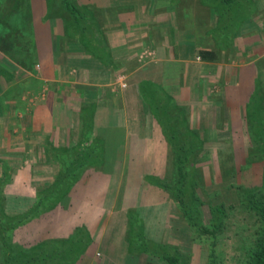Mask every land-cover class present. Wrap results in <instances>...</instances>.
I'll return each instance as SVG.
<instances>
[{
    "label": "crops",
    "instance_id": "0c3cea01",
    "mask_svg": "<svg viewBox=\"0 0 264 264\" xmlns=\"http://www.w3.org/2000/svg\"><path fill=\"white\" fill-rule=\"evenodd\" d=\"M0 1L7 10L8 0ZM76 1L88 11L91 31L80 25L72 34L62 16L45 11L46 0L42 11L38 0L30 1V65L9 57L16 49L4 51L23 38L18 23L14 20V28L7 31L6 24L0 32V178L7 184L8 211H25L38 190L55 181L60 162L49 152L75 148L89 153L85 169L61 202L16 228L13 240L30 247L84 232L90 244L74 264H147L151 257L131 254L122 236L131 209L139 211L151 240L153 220L144 209L165 206L163 224L168 227L171 200L146 177L166 178L173 158L140 83L160 85L175 105L185 108L190 127L207 137L206 145L217 143V150L232 153L234 166H242L240 153L248 149L247 104L259 78L264 79V45L248 34L257 30L252 25L264 5L258 4L263 9L238 29L235 43L240 44L234 52L239 58L217 49L223 59L209 61L199 50L216 49L211 32L218 16L200 0ZM5 14L0 21L12 15L10 10ZM247 38L256 45L247 44ZM131 177L138 186L136 196ZM120 219L122 229L115 236Z\"/></svg>",
    "mask_w": 264,
    "mask_h": 264
},
{
    "label": "trees",
    "instance_id": "16d2710c",
    "mask_svg": "<svg viewBox=\"0 0 264 264\" xmlns=\"http://www.w3.org/2000/svg\"><path fill=\"white\" fill-rule=\"evenodd\" d=\"M200 1L215 10L218 24L211 32L215 38L216 49H200L199 55L203 60L216 61L220 59L218 50H229L232 47L238 29L246 19L256 16L258 5L254 0ZM62 4L72 17L68 19L67 15H62L70 33H78L80 25L83 30L91 31V22L87 21L85 25L86 21L83 20L84 14L80 11L83 8L78 7L72 0H62ZM7 42L10 43L8 40ZM15 49L17 54H9V57L22 65H30L29 62L34 56L31 53L30 34H23L16 47L5 46L4 51L9 53ZM256 87L247 104V121L252 143L255 140L262 150L256 156L261 158L264 157V133H261L264 130L262 79L259 78ZM139 88L163 127L173 158L167 171V179L151 175L146 178L176 202L179 215L186 221L192 233V241L198 243L202 249H207L206 264H264V182L259 186L229 182L224 200L211 199V187L206 186L204 171L198 165L209 159L208 150L205 151L204 137L190 127L185 108L175 105L172 96L160 85L143 81ZM255 126L262 127L259 128L258 135L255 134ZM253 147L252 152L255 155L256 149L254 145ZM49 153L60 162L58 174L53 183L38 190L37 199L25 211L14 213L7 210L4 194L6 183L3 182L4 178H0V264H74L90 244V238L84 232L68 239L44 240L30 247L14 243L13 234L16 228L53 210L61 202L85 169L83 166L89 156V153L75 151V148H58ZM233 173H236L235 169L231 172ZM136 212V209L128 212L129 252L157 257L164 264H188L185 254L177 245L147 238L143 221ZM238 212H245L248 221L235 233L238 243L234 246V252L230 253L226 251L223 242ZM147 264L156 263L150 259Z\"/></svg>",
    "mask_w": 264,
    "mask_h": 264
},
{
    "label": "rangeland",
    "instance_id": "374dc122",
    "mask_svg": "<svg viewBox=\"0 0 264 264\" xmlns=\"http://www.w3.org/2000/svg\"><path fill=\"white\" fill-rule=\"evenodd\" d=\"M30 1L31 0H8L7 3L4 4L8 8L5 11L10 10L12 15H7L6 17L2 18V20L0 21V32H4L5 29L3 28V26L5 27L6 24H7L6 25L7 31H9V29L14 28L13 25H11V24H14V20H15L18 23V25L21 27V29H19L20 35L32 33V30L34 28L31 24L32 18H31V6L29 4ZM42 1L44 2L45 0H38V3H37L39 11H42V9H43ZM46 1H47L46 2L47 9H45V11L50 9L49 10L50 14H53L56 16L57 15H60V16L67 15L66 17L68 19L72 18L70 16V12H68L63 7L62 0H46ZM72 1L75 2L76 0H72ZM254 1L257 3V5L259 4L261 7H262V5H264V0H254ZM257 1H260V3ZM78 2L79 1H76L77 4H78ZM15 5H17V7H15ZM261 9H263V8L259 9V7H258L257 12L261 11ZM5 11L2 10L1 6H0V19H1L2 12L4 15L7 14V13L5 14ZM80 11H81L82 15L84 14L83 20L90 22V18H89L90 15L87 14L88 11L82 10V9ZM257 15H258V17L256 18L257 23L252 25V26L257 25V30L254 31L255 32L254 34H248V36L251 35L250 37H252V38L254 36H256L257 39L260 38L259 42L261 44L260 46L262 47L264 45V9L260 14L258 13ZM4 21H6L7 23L3 24ZM17 29H18V27H17ZM248 30L250 31V29H248ZM104 35H105V33H104ZM258 35H259V37H258ZM235 42L236 41L234 39L232 47L229 50H221L224 53V56L227 57V52L229 51V53H230V50H231V53H230V54H232L231 56H233L234 59L239 58L238 55H236V52H234V49H236V51H237L240 42L239 41H237V43H235ZM250 43H252L251 44L252 47L256 45L255 40L247 38V44H250ZM241 48H242V41H241ZM229 53H228V56H229ZM250 56L254 57L253 54H251ZM221 57L223 59V56H221ZM221 57H220V59H221ZM262 62L264 64V59ZM262 85H264V79H262ZM263 106H264V98H263ZM263 113H264V111H263ZM263 126H264V120H263ZM259 128L262 129L261 126L260 127L255 126V130H256L255 134L256 135H258ZM261 133H264L263 129H262ZM252 138L254 139V137H252ZM247 139H248V145H247L248 149L244 154L240 153V159H241V162L243 163L242 166H240V167L234 166L232 160L229 159L230 157H232V153L222 152L220 150H217L221 146L218 145L217 143L212 142L213 140H211V142L214 143V145H212V144L206 145V143H205V151L208 150L209 159L200 162L198 165L201 166L203 171H204V180L206 182V186L211 187L210 188L211 193L209 196L211 199H213L215 201L224 200L225 194H226L225 191H227L226 187L229 184V182H234L236 184H244L247 186H250V185L251 186H259V185L263 184V182H264V157L257 158V156H256V155L261 153V151H262L261 147L255 143V140H253V143H252L250 136H248ZM205 140H207L206 136H205ZM253 145L255 146L256 151H258V152L254 151L255 155H253V152H252V150L254 149ZM110 149H111V147H109V152H110ZM110 154H111V152L109 153V156H110ZM229 160H231V161L229 162ZM107 167H108V165L106 166V168ZM234 169L236 170V173L231 174V172H234ZM130 172L131 171L128 168L127 175L129 174V176H130ZM129 179L131 180V179H133V177H131ZM165 179H167V177ZM130 184H131V188L134 189V191H135L134 195L136 196V193L138 192V186L135 184L134 179L131 180ZM130 184L128 186H130ZM6 185L7 184H5V186ZM167 198H170L168 196V194H167ZM170 200L172 203V206H171L172 209L170 212V220H169V224H168L167 228H165V226L163 224V221H164L163 210L165 209V206H158L157 210H155L153 208L144 209L145 212L149 211V213L151 214L150 215V221L153 220L152 224H151V228L148 231L149 235L152 236L154 239L159 240L160 242H166V243L170 242L172 244L177 245L180 248V250L185 254L188 264H206L207 257H208L207 256L208 255L207 249H205V248L202 249V247L198 243H195L192 241V237H191L192 233L189 230L186 221L183 219L182 216L179 215L180 213H179V211H177L176 202L172 198H170ZM20 204H21V206L24 205L23 207H26L29 204V201L23 202ZM6 206H7L6 208L8 210L7 199H6ZM159 207H161V208H159ZM10 212H12V211H10ZM136 213L140 215L138 210ZM141 214H142V212H141ZM132 215H134V213H132ZM245 216H246L245 212H238L235 219H233L234 224L227 231L226 238L223 242V244L225 243V249L227 252H230V253L234 252V250H233L234 246L237 245V243H238L237 236L235 233L238 230H240V227L245 225V223L248 221V219L245 218ZM120 221H121V219L119 221L116 220V222H115L116 226L119 225L118 230L116 231V233H114L115 236L120 235V232L122 229V224H123ZM143 224H144V222H143ZM126 225H127L126 230L122 236L124 239L127 238L128 235L130 236V233L128 232V228H130V225H128V224H126ZM120 226H121V228H120ZM163 237H165V239H163V241H162L161 239ZM128 250H129V246H128ZM150 259L152 261H155L156 264H164V262L161 261L160 259H158L157 257L156 258H150ZM227 264H228V262H227ZM229 264H235V262H230Z\"/></svg>",
    "mask_w": 264,
    "mask_h": 264
}]
</instances>
